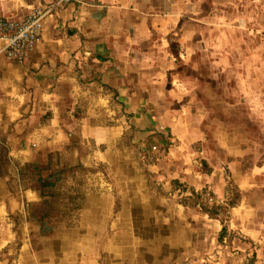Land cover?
<instances>
[{"label": "crops", "instance_id": "1", "mask_svg": "<svg viewBox=\"0 0 264 264\" xmlns=\"http://www.w3.org/2000/svg\"><path fill=\"white\" fill-rule=\"evenodd\" d=\"M55 1L0 0V16L21 18ZM255 1L73 0L44 20L22 64L0 57V264H264V149L222 140L213 153L181 117L172 72L188 58L181 51L191 44L192 15L206 31L210 8L229 25L254 14ZM259 8L264 14V0ZM128 128L132 144L150 145L154 187L119 186L118 213L110 195L86 196L72 228L40 231L43 219H30L38 194L14 183V164L46 160L75 136L111 146ZM152 134L167 152L156 151ZM230 185L239 196L226 226L166 197L184 187L220 202ZM230 234L240 238L225 245Z\"/></svg>", "mask_w": 264, "mask_h": 264}, {"label": "rangeland", "instance_id": "2", "mask_svg": "<svg viewBox=\"0 0 264 264\" xmlns=\"http://www.w3.org/2000/svg\"><path fill=\"white\" fill-rule=\"evenodd\" d=\"M255 4L258 7L254 8V14H238L229 25L225 16L222 19L216 17L210 8L206 19L201 18L202 27L207 29L201 32L196 29L199 16L192 15L190 24L195 29L191 30V44L181 51L188 58L184 61L178 57L172 71L181 95V117L189 121L191 131L200 133L197 135H202L205 143L212 146L213 153L215 144L222 140L231 142L240 150L256 145L264 149V14L260 12V0ZM62 104L64 114L69 107L67 97ZM133 135L128 128L116 144L100 145L99 150L91 142H82L78 136L64 142L61 152L53 151L47 154L46 160L36 163L45 169L49 167L43 175H53L50 181L58 179L52 188L43 190L42 196L35 191L38 187L35 173L27 170L23 177L21 167L14 164V183L38 194L40 201L30 212V219H43L40 231L47 233L60 227L72 228L73 219L82 213L81 206L86 196L110 195L112 212L118 213L119 186L145 182L148 187H154L152 185L157 181L149 171L153 162L148 153L150 145L148 149L144 146L142 149L132 144ZM150 137L159 141L156 151L167 152L169 146L162 142L161 135L152 134ZM249 138L256 144L249 143ZM198 148L194 147L195 150ZM205 195L186 194V189L179 187L168 192L166 197L177 200L183 208L198 209L208 215L202 210L204 204L215 212V217L208 216L226 226L229 212L238 200L237 190L230 185L222 201L224 206L218 211L207 202L202 203ZM16 228L15 223V232ZM235 238L240 237L227 235L223 243L227 245ZM256 246L261 247L263 243L251 244V248ZM15 249L12 257L7 259L14 257Z\"/></svg>", "mask_w": 264, "mask_h": 264}, {"label": "built area", "instance_id": "3", "mask_svg": "<svg viewBox=\"0 0 264 264\" xmlns=\"http://www.w3.org/2000/svg\"><path fill=\"white\" fill-rule=\"evenodd\" d=\"M72 1L57 0L49 4L38 5L21 18L0 16V57L15 64H22L35 49L43 31L44 20L57 8ZM177 193L182 194L181 191H177ZM204 202L215 207L216 211L219 207L224 206L222 201H216L208 193L202 203Z\"/></svg>", "mask_w": 264, "mask_h": 264}, {"label": "trees", "instance_id": "4", "mask_svg": "<svg viewBox=\"0 0 264 264\" xmlns=\"http://www.w3.org/2000/svg\"><path fill=\"white\" fill-rule=\"evenodd\" d=\"M27 170H31L32 172L35 173L36 175V180L35 183L38 184V187L35 189V191H37L40 196L43 195V190L47 189V188H52L55 185V182H57L56 179H54V181H50V179H53V175L49 174L47 176H44V172L49 171V167L47 169L43 168V167H39L36 164H25L23 167H21L20 169V173L21 175L24 177L25 176V172ZM202 210L207 211L208 215L210 217H215V212L212 208H208L206 206H202Z\"/></svg>", "mask_w": 264, "mask_h": 264}]
</instances>
